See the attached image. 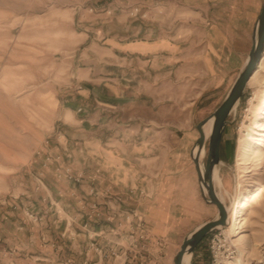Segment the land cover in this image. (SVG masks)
I'll use <instances>...</instances> for the list:
<instances>
[{
  "label": "rangeland",
  "instance_id": "obj_1",
  "mask_svg": "<svg viewBox=\"0 0 264 264\" xmlns=\"http://www.w3.org/2000/svg\"><path fill=\"white\" fill-rule=\"evenodd\" d=\"M116 7L126 16V0H0V264H174L185 236L218 216V207L204 197L197 172L188 190L171 195L190 212L183 230L167 240L153 239L146 226L141 228L148 237H131L141 230L128 222L126 210L105 212L86 198L95 195L90 190L83 189V208L68 201L66 213L46 189L48 167L79 192L101 177L98 170L73 168L71 160L47 148L61 122L59 100L72 89L75 69L90 60L96 21L103 19L98 14L111 10L113 16ZM239 72L226 87L202 97L201 120L224 101ZM260 73L249 79L221 139L220 172L234 195L240 192L235 184L240 142L254 118L252 98L264 89V70ZM255 136H264V130ZM262 183L261 200L242 211L239 233L233 234L229 224L215 228L199 243L190 264H229L234 257H242L243 264H264V178ZM78 213L83 219L77 220ZM242 247L246 251L240 255Z\"/></svg>",
  "mask_w": 264,
  "mask_h": 264
},
{
  "label": "crops",
  "instance_id": "obj_2",
  "mask_svg": "<svg viewBox=\"0 0 264 264\" xmlns=\"http://www.w3.org/2000/svg\"><path fill=\"white\" fill-rule=\"evenodd\" d=\"M136 2L148 18L130 14ZM263 3L129 0L126 16L118 7L113 16L109 9L98 14L90 60L75 69L72 89L59 100L61 122L47 149L101 177L79 192L45 169L46 189L64 212L68 201L83 208L85 189L105 212L123 208L134 226L141 219L153 239L183 230L190 211L171 195L188 190L198 174L202 97L226 87L245 64Z\"/></svg>",
  "mask_w": 264,
  "mask_h": 264
},
{
  "label": "bare ground",
  "instance_id": "obj_3",
  "mask_svg": "<svg viewBox=\"0 0 264 264\" xmlns=\"http://www.w3.org/2000/svg\"><path fill=\"white\" fill-rule=\"evenodd\" d=\"M262 56L263 57L256 66L251 77L258 78L262 74L260 72L264 70V54H262ZM252 100L254 101V118L252 126L247 129L245 137L240 142L239 153L235 165V172L239 171L235 173L237 179H239L235 184L236 188L238 190L240 189V192L234 195L231 194L232 192L230 193L227 189L226 183H224L222 179V172H220V166L222 169L221 161L216 164L213 172V184L218 198L226 208L229 224L227 227L233 234L239 233L240 224L242 221V211L250 205L258 203L263 195L262 181L264 178V136L256 138L255 135L264 130V89L255 93ZM240 104L241 100L233 106L230 114L237 113ZM213 126L214 119L212 118L204 126L206 138L211 135ZM254 142L256 146L254 145ZM198 152L200 153L201 170L203 173L205 167L201 162V159L204 156L205 147L202 149L197 147L193 153L196 155ZM255 169V173H249L253 170L255 171ZM241 176H244L245 179L242 180ZM245 180H248L247 183H245ZM202 188L206 192V187L202 185ZM244 188L246 189V192L242 191ZM245 251L246 248L242 247L240 249V255H243ZM191 259L192 254L186 253L183 264H190ZM229 264H243V259L242 257H234L232 261H229Z\"/></svg>",
  "mask_w": 264,
  "mask_h": 264
},
{
  "label": "water",
  "instance_id": "obj_4",
  "mask_svg": "<svg viewBox=\"0 0 264 264\" xmlns=\"http://www.w3.org/2000/svg\"><path fill=\"white\" fill-rule=\"evenodd\" d=\"M263 52L264 3L255 25V29L253 32L252 47L245 64L241 68L224 101L211 115L202 119L197 126L200 135L195 148L198 147L199 149H202L205 147L206 143L204 126L209 120H211L212 118L214 119V126L209 139V148L203 173L201 170L199 152L196 155H194L193 153V160L199 174L200 182L207 189V194L204 191V197L207 199L208 202L213 203L218 207V216L212 220H209L199 225L194 230H192L187 236H185L179 251L175 255L174 264H183L184 256L186 255V253H191L193 255V252L196 250L199 243L212 230L219 226L228 225V213L224 204L218 198L216 189L213 184L214 167L221 161L220 145L223 131L226 127V124L228 123V116L230 115L233 106L241 100L245 88L248 84V81L262 58Z\"/></svg>",
  "mask_w": 264,
  "mask_h": 264
},
{
  "label": "built area",
  "instance_id": "obj_5",
  "mask_svg": "<svg viewBox=\"0 0 264 264\" xmlns=\"http://www.w3.org/2000/svg\"><path fill=\"white\" fill-rule=\"evenodd\" d=\"M129 9H130V14L132 16H140L142 18H148L149 17V12L144 9V5L141 2H136ZM141 227L144 228V224L142 222L141 223L139 222L138 228L141 230V233L137 234V236L132 234L131 237L137 238V239H144V238L148 237V236H146L144 229Z\"/></svg>",
  "mask_w": 264,
  "mask_h": 264
}]
</instances>
